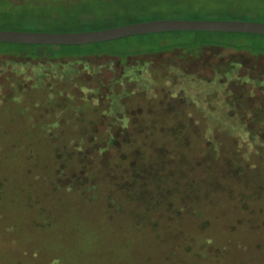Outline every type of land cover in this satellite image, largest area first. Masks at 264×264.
Masks as SVG:
<instances>
[{
  "label": "rangeland",
  "instance_id": "374dc122",
  "mask_svg": "<svg viewBox=\"0 0 264 264\" xmlns=\"http://www.w3.org/2000/svg\"><path fill=\"white\" fill-rule=\"evenodd\" d=\"M242 60L261 65L264 56ZM114 61L57 65L44 73L33 64L0 62V264H264V135L252 138L236 114L243 107L228 102L234 95L230 80L264 86V77L256 80L245 69L241 75L242 64L233 62L226 76L215 75L202 84L197 74L167 56L157 63L129 58L124 69ZM166 66L168 74L162 71ZM122 69L123 79L130 82L117 86L121 93L104 110L119 115L127 105L132 117L101 119L97 101L90 96L85 104L83 99ZM74 74L81 76L80 84L63 82ZM256 88L249 97L251 106L262 108L264 97H257ZM74 103L78 109L72 113ZM170 113L213 141L215 149L203 155L202 139L187 149L159 137L161 144L185 152L178 158L184 166L167 179L191 181L184 169L187 174L209 172L210 182L189 197L199 199L198 204L181 198V182L171 202L164 197L165 185L152 186L155 196L148 202L127 194L124 184L118 188L132 174L127 170L133 159L129 153H118V163L111 159L109 168L97 164L107 128L130 122L136 141L153 114L154 123L173 124ZM226 122L236 125L224 128ZM251 123L264 128V112ZM139 148L134 143L133 156L150 157L147 180L156 151ZM200 156L211 166L199 162ZM227 161L230 167H239L234 161L242 165L227 173ZM197 185L192 180L188 188ZM202 201H208L209 214L200 212ZM183 202L188 205L179 208Z\"/></svg>",
  "mask_w": 264,
  "mask_h": 264
},
{
  "label": "trees",
  "instance_id": "16d2710c",
  "mask_svg": "<svg viewBox=\"0 0 264 264\" xmlns=\"http://www.w3.org/2000/svg\"><path fill=\"white\" fill-rule=\"evenodd\" d=\"M160 18H202V19H241V20H259L264 21V0H0V28L16 29V30H36V31H78L91 30L111 27L119 24L160 19ZM31 22L32 26L24 23ZM164 56L176 59V63L182 70L189 73H195L200 77V82H206L215 78V75L226 76L233 62L242 64V73L254 74L256 80H262L264 77V63L245 65L242 57L259 58L264 56V34L238 31H217V30H167L158 32H149L144 34H133L120 38L106 41L84 43V44H31L19 42L0 41V62H18L21 64H33L37 68L42 69L52 66H63L70 63H81L83 67L90 65H101L109 59L115 60L116 67H123L128 64V59H143L142 62L157 63ZM204 60H208L206 63ZM201 62H203L201 64ZM132 66L134 64L132 63ZM123 69L120 75L110 77L105 81H101L100 85L90 89V95L84 98V103H89L91 99L97 101V107L101 109V119L107 117L115 119L120 116L123 121L132 117L130 109L126 105L119 115H111L105 113L104 108L108 107L113 95H119V89L127 85L130 80L123 79ZM245 69V73H244ZM163 72L169 73V66L162 68ZM156 74V72H155ZM67 80L66 78H62ZM73 86L81 83V76L74 74L73 78L67 81ZM68 84V85H69ZM118 86V88H117ZM258 86L260 94L257 97H264V86L262 84H254L253 81L230 80L228 89L232 88L234 95L228 101L243 107L241 110L237 108L236 114L240 116L241 124H245L244 129L248 131L250 136L257 137L264 135V128L251 123L254 117L259 116L260 112H264V107L258 108L252 105L249 99L252 94V87ZM115 87V88H114ZM98 88V89H97ZM257 89V88H256ZM102 90V92H100ZM96 91H99L97 93ZM253 96V99H257ZM107 103V104H105ZM259 103H264L259 101ZM76 103L71 105L72 113L78 108H74ZM251 111L249 118L247 112ZM232 112H235L234 109ZM165 115V113L163 112ZM235 114V113H231ZM168 115V114H167ZM154 114L150 124L144 128L145 133L138 134L140 141H135V129L128 124L118 125L117 127L107 128L105 130L104 147L98 150L96 157L99 168H109L111 159L116 163V155L131 154L133 159L128 162V172L132 173L130 177L126 176L123 181L117 184V187L124 188L127 194L136 197L137 200L150 201L155 194L150 189L152 186L165 185L166 192L164 197L169 198L170 202L176 196L179 189V179L166 177L175 175L183 167L178 158H183L184 151H178L175 148H169L164 143H160L159 137H165L163 140H169L173 144L182 146L183 148L192 147L191 142L196 138L202 139L204 144L202 151L207 154L215 149L213 141L205 136L201 131L197 134L192 132V127L186 126L184 119L178 117L179 114L170 113L169 118L174 121L162 123L160 125L154 123ZM180 119V120H179ZM226 127L231 129L236 124L226 122ZM133 129V133H131ZM142 131V132H143ZM131 134L133 137H131ZM130 138L125 139L124 136ZM155 137V138H154ZM169 138V139H166ZM125 140V141H124ZM134 141V142H133ZM155 141L158 145L155 147ZM134 143L136 146L149 147L150 151H156L154 155L155 167L146 180L144 175L149 171L150 167L147 161H150L149 154L137 155L133 150ZM119 144L129 146V150L118 149ZM139 148V149H140ZM137 148H135L136 151ZM116 152V153H115ZM181 156H179V155ZM199 159V162H203ZM104 158L107 163L104 164ZM146 162V163H145ZM211 166L210 160L203 163ZM225 165L224 171L231 172L232 167L238 168L242 165L240 162L234 161L233 164ZM118 163V162H117ZM190 163V160H186ZM107 164V165H106ZM151 166V165H150ZM152 166V167H153ZM110 170V169H108ZM243 170V169H242ZM126 171V166L124 168ZM184 171V172H183ZM233 171V170H232ZM181 174V173H180ZM182 174L186 180H195L196 187L188 188V183L184 181L182 186L183 193L181 198L188 200L190 203L198 204L199 199L196 197L189 198L192 194L197 193L203 184L210 182L209 172L199 174L198 170L189 171V174L182 170ZM178 175V174H177ZM207 176V177H206ZM173 177V176H172ZM213 183V181H212ZM139 197V198H138ZM189 198V199H187ZM182 202V200H181ZM201 203H204L203 201ZM187 206L188 203L183 202L179 208ZM199 208L201 213L209 214V203L206 201ZM197 207V206H196ZM198 211V209H197ZM200 228H203L202 226ZM199 228V229H200ZM202 230V229H201ZM202 232V231H201ZM219 245L218 243H216Z\"/></svg>",
  "mask_w": 264,
  "mask_h": 264
},
{
  "label": "water",
  "instance_id": "95a60500",
  "mask_svg": "<svg viewBox=\"0 0 264 264\" xmlns=\"http://www.w3.org/2000/svg\"><path fill=\"white\" fill-rule=\"evenodd\" d=\"M167 30H217L264 34V21L241 19L160 18L78 31H36L0 28V41L31 44H84L133 34Z\"/></svg>",
  "mask_w": 264,
  "mask_h": 264
}]
</instances>
